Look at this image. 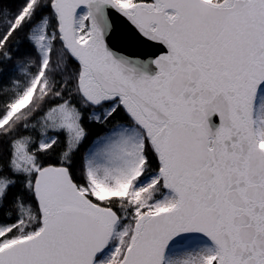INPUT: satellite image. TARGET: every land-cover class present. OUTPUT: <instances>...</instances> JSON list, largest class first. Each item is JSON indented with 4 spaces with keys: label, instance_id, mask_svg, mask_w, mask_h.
Listing matches in <instances>:
<instances>
[{
    "label": "snow or ice",
    "instance_id": "snow-or-ice-1",
    "mask_svg": "<svg viewBox=\"0 0 264 264\" xmlns=\"http://www.w3.org/2000/svg\"><path fill=\"white\" fill-rule=\"evenodd\" d=\"M0 264H264V0H0Z\"/></svg>",
    "mask_w": 264,
    "mask_h": 264
},
{
    "label": "trees",
    "instance_id": "trees-1",
    "mask_svg": "<svg viewBox=\"0 0 264 264\" xmlns=\"http://www.w3.org/2000/svg\"><path fill=\"white\" fill-rule=\"evenodd\" d=\"M104 131L103 128H101L98 125H91L89 126V137L88 142H90L93 138H95L98 134H101ZM87 143V142H86Z\"/></svg>",
    "mask_w": 264,
    "mask_h": 264
}]
</instances>
